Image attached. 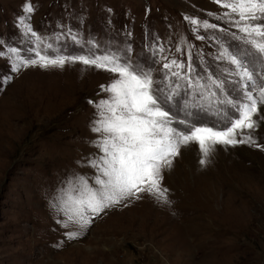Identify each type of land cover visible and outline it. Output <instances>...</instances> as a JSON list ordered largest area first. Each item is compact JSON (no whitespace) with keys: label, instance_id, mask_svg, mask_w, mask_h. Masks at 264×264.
Listing matches in <instances>:
<instances>
[{"label":"rangeland","instance_id":"1","mask_svg":"<svg viewBox=\"0 0 264 264\" xmlns=\"http://www.w3.org/2000/svg\"><path fill=\"white\" fill-rule=\"evenodd\" d=\"M26 2L0 0V39L7 45L21 46ZM30 2L35 12L28 22L39 34L71 28L85 40L130 44L134 58L146 57L154 38L174 49L182 34L214 52L194 39L186 15L227 27L207 16L223 11L213 0ZM64 44L80 52L71 38ZM3 74L13 79L0 86V264H264V150L249 145L217 148L201 166L193 143L164 174L171 207L145 196L68 241L64 233L71 229L57 223L51 205L67 177L95 174L86 166L98 154L95 108L87 101L106 98L100 86L113 77L79 64L14 74L0 58ZM253 135L264 145V121Z\"/></svg>","mask_w":264,"mask_h":264},{"label":"snow or ice","instance_id":"2","mask_svg":"<svg viewBox=\"0 0 264 264\" xmlns=\"http://www.w3.org/2000/svg\"><path fill=\"white\" fill-rule=\"evenodd\" d=\"M213 2L223 11L207 16L227 27L187 15L183 20L194 39L208 42L214 52L206 53L183 34L174 49L154 38L143 58H134L130 44L85 40L71 28L43 36L28 22L35 12L30 0L24 5L27 15L19 19L21 46L0 39V58L11 73L79 64L113 77L100 86L106 98L87 101L95 108L91 131L98 154L86 166L95 174L67 177L51 205L57 223L71 229L64 233L68 241L81 239L102 215L145 196L171 207L164 174L193 143L201 166L210 163L217 148L264 150L253 135L264 121V0ZM67 38L80 52L67 51ZM12 79L0 75V86Z\"/></svg>","mask_w":264,"mask_h":264}]
</instances>
